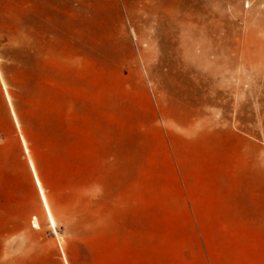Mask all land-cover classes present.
Listing matches in <instances>:
<instances>
[{"label":"rangeland","instance_id":"rangeland-1","mask_svg":"<svg viewBox=\"0 0 264 264\" xmlns=\"http://www.w3.org/2000/svg\"><path fill=\"white\" fill-rule=\"evenodd\" d=\"M198 135L206 158L252 153L234 202L257 186V223L196 222L178 161ZM244 249L264 250V0H0V264Z\"/></svg>","mask_w":264,"mask_h":264},{"label":"crops","instance_id":"crops-1","mask_svg":"<svg viewBox=\"0 0 264 264\" xmlns=\"http://www.w3.org/2000/svg\"><path fill=\"white\" fill-rule=\"evenodd\" d=\"M200 138L201 135H198L196 141L194 138L191 141L187 140L191 146L196 147V151L181 157L178 161L180 188L186 191L187 198L195 207L196 222L198 224L217 223L226 225L257 223L255 220L259 216L257 186H255L254 198L249 206L245 208V206L234 202L235 199L239 198L238 187L242 186L250 176L252 153H247L245 146H241L240 151H236L232 159L226 156L219 159L206 158L200 155ZM243 139L240 140L243 142ZM247 139L245 138L244 142ZM248 141L251 147L252 139ZM212 237L216 236L213 235ZM210 246L209 244L208 248L212 251ZM221 246V251L216 253L224 256L233 255L225 241ZM244 250V256L240 257L242 259L240 264H264V250L257 255L248 254V251Z\"/></svg>","mask_w":264,"mask_h":264},{"label":"bare ground","instance_id":"bare-ground-1","mask_svg":"<svg viewBox=\"0 0 264 264\" xmlns=\"http://www.w3.org/2000/svg\"><path fill=\"white\" fill-rule=\"evenodd\" d=\"M24 144L26 146L27 152L30 154V149L28 148L25 139H24ZM30 162H31L32 168L34 170V176H35L36 182H37V184L39 186V189H40L41 199H42V201L44 203V206H45V208L47 210V216H48L49 220L51 221V223L53 225H55L56 224V221H55L54 216L52 214L53 211L51 209L50 201H49V198L50 197L48 196L47 191H46V189H45V187H44V185L42 183V180H41V178L38 175L39 173H38V171L36 169V166H35L33 160H30ZM36 218H38V217L36 216ZM35 226L38 227V226H40V224L36 222Z\"/></svg>","mask_w":264,"mask_h":264}]
</instances>
